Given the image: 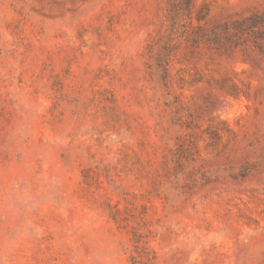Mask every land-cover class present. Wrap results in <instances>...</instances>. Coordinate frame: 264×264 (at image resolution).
I'll use <instances>...</instances> for the list:
<instances>
[{"label":"rangeland","instance_id":"374dc122","mask_svg":"<svg viewBox=\"0 0 264 264\" xmlns=\"http://www.w3.org/2000/svg\"><path fill=\"white\" fill-rule=\"evenodd\" d=\"M0 264H264V0H0Z\"/></svg>","mask_w":264,"mask_h":264}]
</instances>
